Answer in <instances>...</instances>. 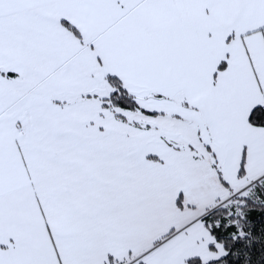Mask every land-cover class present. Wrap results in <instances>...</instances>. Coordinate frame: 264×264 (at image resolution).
I'll list each match as a JSON object with an SVG mask.
<instances>
[{
  "label": "snow or ice",
  "instance_id": "1",
  "mask_svg": "<svg viewBox=\"0 0 264 264\" xmlns=\"http://www.w3.org/2000/svg\"><path fill=\"white\" fill-rule=\"evenodd\" d=\"M0 264H264V0H0Z\"/></svg>",
  "mask_w": 264,
  "mask_h": 264
}]
</instances>
